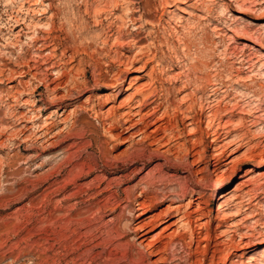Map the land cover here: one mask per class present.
<instances>
[{
  "label": "rangeland",
  "instance_id": "obj_1",
  "mask_svg": "<svg viewBox=\"0 0 264 264\" xmlns=\"http://www.w3.org/2000/svg\"><path fill=\"white\" fill-rule=\"evenodd\" d=\"M19 1L21 2V0H0V243L5 242L3 246L0 244V264H9L14 260L15 263L17 261V263L34 261L37 264H51L53 261L59 264L58 262L63 261L65 252L55 233L58 226L52 224L50 213H53L54 216L61 213L56 210V207L60 205L59 200L63 194L67 195L72 192L76 186L70 182L65 190L59 189L57 193L49 196H45V193L55 188L56 184H58L56 188L63 184L59 181H63V178L66 177V171L71 167V161L79 160L81 157L93 167L92 173L84 174L77 179V183L80 182L84 189H88V194L80 197L81 202L78 205V209L85 214L89 213L87 206L93 207L99 199L101 200L103 194L100 195L98 191L106 186L108 178L116 179L112 180L111 189H119L121 205L129 204V208L137 206L136 197L140 194L141 188L146 185L147 173L152 168L157 167L155 170H158L161 167L160 165L164 161L161 155L149 160L147 152V155L134 152L135 149L141 150L146 144L152 149L159 147L164 150L167 147L158 143L148 144L149 141L144 139L146 122L139 121L140 116L132 115L131 120L124 123V126L133 125L125 130L121 127L114 129L113 136L109 132L110 124L103 119L110 106L115 113L128 109L129 106L125 104L124 100L148 82L147 73L154 66L158 67L156 60L151 61L146 67H142L144 61L142 58L124 69L126 80L119 88L95 81V77L100 75L97 73L98 71L103 74L106 69L116 71L118 67L111 61L112 57L116 55L115 52L125 51L129 55H137L138 47L134 45L132 36L138 33L141 38L144 37L139 42L141 46L145 47L148 43L151 44V41H155L166 51L167 61L165 63L161 61L164 65L166 64L165 69L163 68L162 73L159 69L156 70L159 71L158 75L161 80L164 79V87L166 91L169 90V96L171 98L173 96L175 105L182 101L184 95L190 94L188 97L193 98L195 106L199 108L200 96L204 93L206 96L211 91L216 92L211 98L213 99L212 103H206L205 110L210 111V109L224 106L225 103L228 104L227 110L222 112L224 114L222 119L226 123L228 131L224 134L223 140H220V146L223 145L215 149V145L211 142L212 137L208 136L204 144L194 148L186 161L178 162L177 171L165 169L168 171L167 175L175 180L173 182H177V189L183 187L187 190L186 197L183 200L177 198V201L172 203L165 201L152 208L151 213L159 215L154 223L145 228V230L149 229V232L137 240L138 247L145 251L147 248L149 249L165 226L171 228L165 230L164 235L172 232L177 226V224H173V221L187 208L190 199L193 200L190 210H196L192 213L193 225L196 226L197 231H201L200 236L192 242L189 231H181L175 242L171 244V248L163 254V256H169L167 264H190L191 261H194L189 258L191 253L200 257L204 252V238L207 232L213 239L211 245H214L216 237L214 230L217 224H220L222 229H228L227 233L232 235L233 239L227 244L218 246L217 264H222L221 259L230 253V257L234 260L233 264H245L252 255V249L264 247V0H245L246 2L242 6L234 0H128L132 3L138 1L142 7L144 6V12L147 13L144 16L145 19L138 18L140 12H135L132 17H128L126 24L114 29L116 32L112 36L113 39H109L107 45L102 43L96 45L99 51L101 48H105L104 52L94 54L92 50L94 46L93 48L89 47V54H94V58L86 57L87 61L83 64L77 62L78 58L70 62L72 49L67 52L64 58L67 63L66 69L74 78L78 79L83 87L78 90L73 89L72 94L59 107L56 106L57 104L50 103L53 99L52 90L47 89L45 84L38 80L45 76L42 71L44 64L41 70L31 69L30 72H24L27 70L25 63L32 64L34 62L33 60L37 58L38 54L37 48L43 42L42 40L37 43L34 41L36 33L46 34L50 30L48 26L50 28L52 26L49 16L53 17V34L60 38H58V42L62 43L59 48V52H61L64 50L63 46L72 45V40L75 37L82 39L80 31L86 30L84 37H87V34L90 38L91 35L105 29L109 22L115 21L120 24L119 15L124 12L122 7L125 0H118L119 6L116 8L106 5V2L111 4L112 0H41V2L23 0L22 6ZM86 6L89 10L88 13ZM106 6L107 8H105ZM103 7L106 11L104 10L97 17L94 16L93 9H102ZM208 7H212L214 12L212 11L211 15L213 16H208ZM128 13L130 14V12ZM12 16L24 17V24L27 23V28L24 29V33L22 31L23 35L19 37L21 43L16 42L17 37L14 33L22 28L23 24L16 27L14 31L10 30V27H14L11 25L13 24ZM136 23L140 24L137 28ZM168 24L177 26L180 34L187 35L191 47L188 52L192 61H195V58L210 61V67L207 69L191 72L189 78H192V83L195 85H189L181 92H177V87L180 86L181 81L187 78L189 70L180 67L170 70V64L175 63L169 59L173 57L169 53L170 46H176L175 48L179 49L181 56L183 50L178 46V43L175 45L176 38L170 35ZM190 24L195 28L188 29L187 25ZM185 27L187 28L184 29ZM136 31L139 32L136 33ZM26 33L31 34L27 36ZM76 34L78 35L76 36ZM117 34L122 37L121 41L117 40ZM197 43L200 45L197 46ZM50 48L51 46L43 51L44 57L40 58L42 61V58L48 56ZM25 50L28 51L29 56H25L28 60L24 57L21 61L19 54ZM248 64L250 66L247 67ZM136 66L139 67L136 68ZM70 68L72 69L69 70ZM84 70L87 71L85 75ZM92 70L97 74L92 73ZM34 72L37 73V78L33 77ZM9 73H12V77L6 79L5 77ZM205 74H207L206 78ZM177 75L179 76L177 77ZM48 77L51 88L59 87L56 93L59 95L67 93V89L57 85L59 81L66 80V77L63 80H58L56 73H50ZM215 79L217 81L222 79L225 85L217 87L218 90H211L213 87L210 81L215 82ZM37 84L40 87L33 88ZM127 86L130 88L126 90ZM194 86L198 88L196 91L193 89ZM250 89L251 93H255V96L251 97ZM117 91L121 94L117 95ZM40 97H43L45 101L33 105L34 98ZM46 104L48 108L42 110V115L36 118L37 111L35 109ZM65 104H67L66 110H64ZM56 107L59 112L53 111ZM61 112H64V115H60ZM171 113L176 114V109L172 108ZM45 116H48L47 119L56 125L52 129L54 133L42 136L39 131L44 127L42 125H47V122H43ZM63 121L71 126L75 123L71 132H69V128H67L68 130L62 129ZM151 127L150 129H152ZM203 128V133L206 135V122L203 124ZM60 129H62V133L57 134ZM75 130L78 131V134H75ZM181 132L182 137L177 139V152L185 148L182 146L190 138V135L187 134V127L181 126ZM117 133H120L119 138L115 137L118 135ZM198 135L199 133L195 137ZM72 142L74 144L69 146ZM204 145H208V150H204ZM131 147L135 148H133L134 151ZM189 147H192V143H189ZM126 149H129L127 155L126 152L124 153ZM197 151L203 152V158L199 157ZM216 158H220L219 161L215 160ZM157 163L159 164L156 166ZM96 176L99 177L98 180L94 179ZM186 176L187 178H185ZM55 179H57V183L53 185ZM198 179L200 180L197 181ZM100 180L103 181L101 185H99ZM86 183L94 184L86 187ZM219 184L224 187L217 189ZM18 189L21 190L19 198L15 200L1 199L4 193H13ZM92 195H96L95 198L91 197ZM199 195H202L203 198L198 197ZM42 197L44 198L42 199ZM32 199L35 201L34 206L30 205ZM74 201L76 200H71L68 203L71 204ZM220 203L222 208L218 210ZM170 204L171 206L174 204L180 206L179 210H174L177 214L163 215L166 207ZM239 205L249 208L245 211L237 210ZM129 208L126 210L127 214H130ZM119 210L120 208L117 212ZM117 212L107 209L104 218L91 222L92 224L89 226L91 228L98 227L97 234L104 233L103 231H108L113 225V219ZM122 222L124 223V220ZM199 226H202L203 229L198 228ZM86 227L88 228V225ZM86 227L85 229H87ZM145 230H139V233ZM259 230L263 232L262 235H258L257 231ZM68 233L71 248L73 236H71V232ZM223 236L226 237L222 234L218 239H224ZM128 237L133 240L132 233ZM17 240H20L22 246L19 242L18 247H12ZM140 240L142 243L139 242ZM197 240H200L199 244ZM29 242L33 244L31 245ZM174 247H176V257L172 256ZM22 248L24 253L19 255L20 258H17ZM70 248L67 250V259L65 258L62 264L66 262L73 264L71 257H76L79 254V252L73 253L74 250ZM212 248L208 253L209 257L212 254ZM161 255V252L148 254L147 263L163 264L164 262L159 261ZM51 256L54 260L50 259ZM119 258L120 256L117 255L113 264H121ZM209 262L210 260H207V263ZM193 264L198 263L193 262Z\"/></svg>",
  "mask_w": 264,
  "mask_h": 264
},
{
  "label": "bare ground",
  "instance_id": "obj_2",
  "mask_svg": "<svg viewBox=\"0 0 264 264\" xmlns=\"http://www.w3.org/2000/svg\"><path fill=\"white\" fill-rule=\"evenodd\" d=\"M38 1L41 2V0H38ZM119 1L118 0H112L111 4L106 2V5H108V6L112 5L114 8H116L117 6H119ZM122 1H124V0H122ZM234 1L236 3H238L240 6L244 5L246 2L245 0H234ZM36 2H37V0H36ZM136 3H138V4H136ZM20 5L21 6L23 5V0H21ZM143 7H142L141 3L138 1L132 3L128 0H125L124 5L122 7L124 12H122L119 15V19H120L119 21H121L120 24H117L115 21L109 22V24L107 23L108 26L105 29H102V30L98 31L97 33H95L94 35H91L90 38L87 34H86L87 37H84L86 30L80 31V35H81L82 39H78L79 37L78 38L75 37L72 40V42H73L72 45L70 44L69 46L68 45L63 46L64 50L61 52H59V48H60L62 43L58 42L59 36L53 34L54 33L53 17L49 16L50 17L49 22L52 23V26H51V28L48 26V28L50 30H48L47 33L44 35H40V34L36 33V37H35L34 41L37 43V41L42 40L43 42L41 41L42 43H41L40 47L38 46V48H37L38 54L36 53L37 58L33 60L34 64L33 63L30 64L29 62L25 61L26 62L25 64L27 65V70H24V72L25 71L30 72L31 69L41 70V67L44 64L45 67L43 66L42 71H44L45 76L38 79V80L42 81L45 84V87L47 89L52 90L53 99L51 100L50 103L51 104H57L56 106L59 107L62 104V102H64L67 99V97L70 94H72L73 89L78 90V88L83 87L80 85L78 79L74 78L72 76V74H70V72H68L66 69L67 63H66V60L64 58H65V55H67V52L72 49V53L70 56V62H73L74 60H76L78 58L77 62L79 64L80 63L83 64L84 62L87 61L86 57L93 59L94 58L93 56L95 53L99 54L101 52H104V49H105V48H101V50L99 51L97 49L96 45H98V43H102L103 45H107L110 41L109 39H111L112 36L114 35V33L116 32V31H114V29L119 28L120 26H123L124 24H126L128 17L129 18H130V16L132 17L135 14V12H140L138 18L140 20L145 19L144 16L147 13L144 12ZM19 8H18V10H19ZM103 8L102 9L94 8L93 9L94 16H96V17L99 16L100 13L103 12L105 10V8H107V6L104 9ZM86 9H87L86 12L88 13L89 10H88L87 6H86ZM212 11H213L212 7H208V9H207L208 16H213V15H211ZM128 12H130V14ZM8 18H9V16H8ZM220 19H222V18H220ZM12 21H13V24H11V25L14 26V27H10V30H12V31H14V29L16 27L21 26L23 24V27L20 28L16 33H14V34H16V37H17L16 42H17L20 40L19 37H21L23 35L24 29L27 28V26H26L27 23L24 24L25 23L24 17L19 18V17L14 16ZM28 24H29V22H28ZM83 26L85 27V25H83ZM135 26L137 28L140 26V24L136 23ZM193 26L194 25L191 26V24L189 26L187 25L188 29L195 28ZM187 27H185L184 29H186ZM22 31H23V33H22ZM138 32L139 31H136V33H138ZM169 32H170V35H173V37L176 38V44L175 45H177V43H178V46L181 47V49L183 50V52L181 51L182 52V56H181V55H179V53H180L179 49L177 50L175 48L176 46L171 47L170 45H168V46H170V50H169L170 52L169 53H171V55L173 56V57H170V58L168 57V58L170 59V61H172V62L175 61V63H176V64L175 63L170 64V70H173L175 67L186 68L187 70H189V73L186 75L187 78H185L183 81H181L180 86L177 87V92H181L182 90L187 88L189 85L194 84V83H192V78H189V77H191V72L197 71V70H202L204 68L207 69L208 67H210L209 66L210 61L208 59H197L194 56H193V58H195L196 60L192 61L191 57L189 55V52H188V49L191 47H190L189 39H188L187 35L186 34H183V35L180 34L179 28H177V26L176 27L170 26ZM118 33H119V31H118ZM121 33L122 32L120 31V34ZM30 34L26 33L27 36ZM32 34L34 35L35 33H32ZM187 34H189V33H187ZM33 35H31V36H33ZM66 35H68V34H66ZM77 35L78 34H76V36ZM121 35L123 36V34H121ZM117 36H118V34H117ZM133 36H132V38L134 40V45H136L138 47L137 48L138 50L136 51L137 55H129V54L125 53V51H121L118 53L115 52L116 55H114L112 57L111 61H112L113 65H116V67H118V68H116V71H113V69H106L104 74H103V72L98 71L97 73H100V75L99 76L97 75L95 77V81L100 82L101 84H107L110 87L119 88L126 80L125 76H124V69H127L128 66L133 65L136 61H139L142 58L144 59V61L142 62L143 63L142 67H146L153 60H156V64L158 65V67L156 68L154 66V68H152L147 73L149 76L148 82L143 87L138 88V90L135 93L130 94L128 99L124 100L125 104L126 105L128 104V106H129L128 109H124L120 113H115L111 109L112 106H110L107 109V113L105 115L103 114L104 115L103 119L107 120L108 123L110 124L109 132H110V135L113 136L112 132L114 129L121 127L125 130V129H128L130 126L133 125V124H130L128 126H124V123H128V121L131 120L132 115L140 116L139 121H141L143 123L146 122L145 123L146 128H145V133H144V139L149 141L148 144L152 145V144L158 143V144H162L163 146H167V147L164 150L160 149L158 146H157L158 148L154 147L152 149V147L150 148L149 145H148L149 146L148 147L147 144L146 145L143 144L144 146L141 148V150L139 149L140 151L138 149L136 150L134 147L133 148L135 149V151L133 150L132 147H131V149L135 153H141L142 155H147V153H148V156H149L148 159L149 160L155 159L159 155H161L163 157L164 161L162 164L160 163L161 167L158 168V170H155V169L157 168L156 166L159 163L156 164V166H155L156 168H152L149 171V173H147V176L145 177V184L146 185L141 188L140 194L138 195V197H136L137 198L136 199V201H137L136 205L137 206H134L132 208H129V204L121 205V201L119 198V196H120L119 189H114V190L111 189L112 180L114 181L115 178L114 179L108 178L109 181H107L106 186H104L103 189H100L101 191L99 189H98L99 191L97 190L100 193V195L103 194L101 200L99 199V201H97V203L93 207L87 206L88 207L87 211L89 213H86V214H90V215H86L85 212L80 211L78 209V205H80V202H81L80 197H82L85 194L87 195L88 189L87 188L84 189V187H82L83 184L81 185L80 182L77 183V179L80 178L82 175L90 174L93 171L92 165L88 161H86L85 159H81V157L79 160L71 161V163H70L71 167L68 168V170L66 171L67 172L66 177L63 178V181H59V182H63V184L60 183L62 185L59 188L58 187L56 188V186L58 185V184H56L55 188H52L51 191L47 190L48 191L47 193H45V191L48 188L45 189V191H44L45 196H49V195H52L53 193L54 194L57 193L59 189L65 190L67 188V186L70 185L69 184L70 182L74 183L76 186V188L72 192L68 193L67 195L63 194V197L59 200L60 205L58 204L59 206L56 207V210L61 211V213H59V215H57V216H54L53 213H50V220H51L52 224L58 226V229L56 231L55 230L54 231H55L56 235L58 236V239H60L62 249H64V252H65L64 258L62 257L63 255L61 256L63 258V261L66 258L67 250H69V248H70V242L71 241L69 240L70 235L68 232H71L70 234H71V236H73L72 237L73 245H71V248L74 250L73 253L79 252V254L76 257H71V262L73 264H113V261L116 260L117 255L120 256L119 262L121 264H148L147 263L148 254H155V253H160V252L162 255L159 258V261L164 262L163 264H167L169 256H163V254H165L167 252V250L169 248H171V244L175 242L177 236H179L181 231L182 232L183 231H189L192 242L196 241V239L199 238L201 231H197L195 229L196 226L193 225L194 220L192 218V213L195 212L196 210H190V207L193 205V200L190 199L189 202L187 203V208L183 211V213L178 218H176L173 221V224H177V226L175 229H173L172 232L168 233L167 235H164V231L171 228V227H168V226L163 227V230H161L160 234L156 237V239L154 240V243H152L151 246L149 247V249L147 248L146 251L139 248L137 245V240L141 236H143L147 232H149V229L145 230V228L149 224L154 223L157 219V216L159 215V214L155 215V213L154 214L151 213L152 208H154L155 206L161 205L165 201H171V203H172V202H176L177 198H180L183 200L186 197L187 190L183 189V187L182 188L178 187L180 189H177V182H173L175 180L173 178L169 177V175H167L168 171H165V169H173V170L177 171V165L181 162L186 161L187 158H189V156L191 155L194 148L196 146H199L200 144H204L207 141L208 136L212 137L211 142L213 143V145H215L214 148L215 149L220 148L223 145V144H221V146H220V144H219L220 140H223V138L225 137L224 134H226L228 132L226 130V123L222 119L223 115H224L222 112L224 110H227V108H228L227 103H225L224 106H219L218 108L210 109V111L205 110L206 103H208V104L212 103L213 99H211V98L215 94L216 91L215 92L211 91V93L206 95V96H204L205 93L202 94L200 96L201 100L199 101L200 102L199 108H197L195 106L194 99L191 97H188L190 94L184 95L181 99L182 101H180L179 103H177V105H175L174 100L172 99L173 96L171 98L169 96V94H170L168 92L169 90L166 91V89L164 87V83H163L164 79L162 81L161 77L158 75V72L159 71L161 72L166 65V64L164 65L163 63H161V61L164 63H165V61H167L166 51H164L160 45H157L155 41H151V40H150L151 44L148 43L145 47H144V45L141 46V43L139 44V42H141L142 38H144V37L142 36V38H141L139 33L135 34L134 37ZM29 38H30V36H29ZM116 38L118 41L122 40V37L120 35ZM124 40L125 39L123 38V41ZM14 44H15V42H14ZM199 45L197 43V46H199ZM49 46H51L50 52H49V54H47L48 56H46L45 58H42L43 59V61H42L40 58H41V56L44 57L43 51H45V49L48 48ZM91 46H92V48L94 46V48L92 49L94 51V54L90 55L89 54V52H90L89 47H91ZM33 52H35V51H33ZM26 55H28V51H26V50L24 52H22L21 54H19V58L21 59V61ZM25 58H27V57H25ZM34 58H35V55H34ZM169 59H168V62H169ZM185 59L187 60V62ZM26 60H28V58ZM67 62H68V60H67ZM168 62H167V64H168ZM247 63H248V61H247ZM80 66H82V65H80ZM121 66H124L125 68L121 67ZM248 66H250V64H248L247 67ZM138 67L139 66H136V68H138ZM71 69L72 68H70L69 70H71ZM84 69H86V68H84ZM156 69H159V71H157ZM36 70H35V72H36ZM95 70H96V68H95ZM42 71H40V72H42ZM35 72L32 75L34 78H37L38 76H37V73H35ZM86 72L87 71L84 70V75L86 74ZM94 72L92 70V73H94ZM50 73H53V74L56 73L58 75V78H59L58 80H60V79L63 80V78L66 77V80L59 81L57 83L58 86H61L62 88L67 89L66 94H62V95L60 94L59 95L58 93H56V91L58 90L59 87H54V88L50 87L51 82L49 81L50 78L48 77ZM206 75L207 74L204 75L205 78H206ZM178 76L179 75H177V77ZM11 77H12V73H9V75H7L5 78L10 79ZM196 81H198V80H196ZM199 84H200V82H199ZM210 84L213 87V88H211V90H215V89H217V87H219L221 85H225V82L221 79L219 81L216 80L215 82L210 81ZM9 86H12V85H9ZM35 87L36 88L40 87V85L37 84V85L33 86V88H35ZM128 88H130V87L127 86L125 89L127 90ZM193 89L196 91L198 88H196V86H194ZM35 90H33V91H35ZM23 92H24V90H23ZM251 92H252V90L250 89L249 93H251ZM166 93H167V95H166ZM119 94H121V93L119 91H117V95H119ZM250 95H251V97L255 96V93H251ZM43 100H44L43 97H40L37 99L34 98V104L33 105H38L39 102L43 101ZM66 105L67 104H65V106H64V110H66ZM57 107L53 110L54 112L55 111L59 112ZM46 108H48L47 104L43 107H41V105L39 107H37V109H35L37 111L36 118H39L42 115L41 111L45 110ZM172 108L176 109V114H174V115L171 113ZM60 115H64V112H61ZM47 118H48V116H45L44 121H43L44 123L47 122V125H42L44 127H42L41 129L39 128L40 129L39 132H41L40 135H42V136H46L47 134L49 135L51 133H54V132H52V129H53L54 125H56V124L51 123V121H49V119H47ZM205 122H206V127H207L206 135L203 133V129H204L203 124ZM62 123L64 124L62 129L69 128V132H71V130L73 129V126L75 125V123L73 126H71L70 124L68 125L67 122H64V121ZM151 126H153V127H151ZM181 126L182 127L184 126V128L185 127L188 128L187 134L190 135V138H188L186 140V142H184V146H182V147L183 148L185 147V148L182 150H180L181 149L180 148L179 149L180 151L177 152V139L182 137ZM150 127L152 129H150ZM62 129L59 130V133L56 131L57 134L62 133ZM75 132H76V130H75ZM77 132L75 134H78ZM72 133H74V132H72ZM198 133H199L198 137H195V135H197ZM117 134L118 135H115V137L119 138L118 136H120V133H117ZM40 135L38 133V136H40ZM189 143H192V147H189ZM73 144L74 143L72 142V144L71 145L69 144V146H72ZM204 146H205L204 150H208V145H204ZM216 146H218V147H216ZM173 148H174V150H173ZM132 150H131V152H132ZM127 152H129V149H126L124 151V153L126 155L128 154ZM197 153L199 154L200 158H203V156H204V154H202L203 152L197 151ZM219 159L220 158H216L215 160L219 161ZM53 169H51V170H53ZM98 178H99L98 176L94 177L95 180L96 179L98 180ZM185 178H187V176ZM200 179H198L197 181H199ZM103 181H104V179H103ZM103 181L101 182V180H100L99 185H101L103 183ZM143 181H144V179H143ZM89 182H91V181H89ZM51 183H52V181H51ZM55 183H57V179L54 180L53 185ZM91 184L93 185L94 183H91ZM87 185H88V187L90 186L89 184L86 183V187H87ZM156 185H158V186L161 185V187H158V186L156 187ZM223 187H224V185L219 184L217 186V189H221ZM50 188H51V186H50ZM90 190H91V188H90ZM20 191L21 190L18 189L17 191H14L13 193H4L1 196V199L7 198V200L8 199H10V200L14 199L15 200V199L19 198ZM195 191H194V193H195ZM95 196L92 195L91 197L95 198ZM198 197L203 198L202 195H199ZM43 198L44 197H42V199ZM71 200H76V201H74V203L69 204L68 202ZM5 201H6V199H5ZM48 202H49V200H48ZM30 205H33V206L35 205V201L33 199L30 200ZM221 206L222 205L220 203L218 206V210L220 208H222ZM119 208H120V210L117 212V210ZM127 208H129L128 211H130V214H127V212H126ZM247 208H249V207L245 206V205H242V206L239 205L237 210L245 211V210H247ZM107 209L112 210V212H117L114 216V219H113V225L111 226V228L108 231H106V232L103 231L104 233L97 234L98 233V227L91 228V226H89V225L92 224L91 222H93L97 219L99 220V218H104V216L106 215L105 212ZM179 209H180V206L175 205V204L173 206H171V204H170L166 207L165 213H163V215H175V214H177V212H175L174 210L177 211ZM19 211H20V209H19ZM48 215H49V212H48ZM5 220H6V218H5ZM50 220L48 219L47 221L49 222ZM123 220H124V223L122 222ZM5 224H6V222H5ZM137 224H139V225H137ZM87 225H88V228L86 227ZM85 227L87 229H85ZM54 228H57V227H54ZM198 228L203 229L202 226H199ZM230 229L232 230V228H230ZM139 230H145V231H143L142 233H139ZM227 230L228 229H222L220 224L216 225L215 230H214V236H216L215 241H214L215 242L214 245H211L213 239L211 238V234L209 232H207V235L204 238L205 244H204V248H203V250H204L203 254L199 257V256L195 255V253H191L189 258H190V260L193 259L194 261H191L190 264H193V262H197L198 264H217L218 261H216V257H217V252L219 251L218 246L223 245V244H227L229 241L231 242V240H233L232 235L227 233ZM131 233L133 234V240L128 237ZM257 233H258V235L263 234V232L261 230L257 231ZM222 234L225 235L226 237L223 236L224 239L219 240L218 237L222 236ZM55 236H54V238H55ZM4 237H3V239H4ZM27 238H31V237H27ZM164 238H167V239H164ZM56 239H57V237H56ZM56 239H54V240H56ZM197 241L199 244L200 240H197ZM19 242H20V240L19 241L17 240L15 242V244L13 243L12 247H18ZM139 242L142 243V240H140ZM4 243L2 241V243H0L1 246L5 245ZM30 244L32 245L33 243H30ZM20 245H21V242H20ZM211 247H213L212 248V254L209 257L208 253L211 250L210 249ZM98 248H101V249L99 250ZM175 248L176 247H174V249L172 248L174 251V253L172 254L173 257H176L175 256L176 255L175 254V252H176ZM60 251H61V249H60ZM251 252H252V255L247 259L245 264H264V247H262V248L256 247V248L252 249ZM21 253L22 254L24 253L23 248L20 250L17 258L18 257L20 258L19 255ZM55 256H56V254H55ZM230 256H231V253L228 254V256L225 257L224 259H221V263L222 264H233L234 260ZM52 257L53 256H51L50 259L54 260V258H52ZM57 258H59V257H57ZM31 260H33V259H31ZM43 260H46V259H43ZM207 260H210V262L207 263ZM19 261H20V259H19ZM63 261H60L58 263L62 264ZM17 262L15 263V260H14V261L10 262L9 264H37L34 261L21 262V263H17ZM41 262H42V260H41ZM51 262H52V260H51ZM51 264H57V262L53 261V263H51ZM65 264H70V263L66 262ZM154 264H155V262H154Z\"/></svg>",
  "mask_w": 264,
  "mask_h": 264
}]
</instances>
